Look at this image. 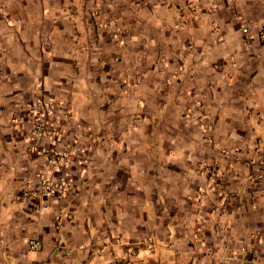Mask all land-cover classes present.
<instances>
[{
    "label": "crops",
    "instance_id": "crops-1",
    "mask_svg": "<svg viewBox=\"0 0 264 264\" xmlns=\"http://www.w3.org/2000/svg\"><path fill=\"white\" fill-rule=\"evenodd\" d=\"M108 3L96 32L78 0H0V264H264V180L248 174L253 149L237 154L218 137L216 150L200 148L196 135L134 124L181 117L193 104L214 117L247 90L264 117V0H193L183 15L163 0ZM189 49L192 69L176 85L172 60ZM97 66L101 84L90 74ZM92 89L116 92L106 105L119 126L104 130L112 143L95 145L99 156L73 163L65 195L49 194L38 186L45 163L30 151L26 106L50 91L85 125ZM207 155L220 160L222 179L201 171Z\"/></svg>",
    "mask_w": 264,
    "mask_h": 264
},
{
    "label": "rangeland",
    "instance_id": "rangeland-1",
    "mask_svg": "<svg viewBox=\"0 0 264 264\" xmlns=\"http://www.w3.org/2000/svg\"><path fill=\"white\" fill-rule=\"evenodd\" d=\"M108 1L109 0H78V2L83 5L82 11L80 10L79 12L84 13L88 19L93 20V22L90 21V24L87 25L86 30L95 29L97 32L102 27V20L105 19V13L101 8H103L104 3H106V5L109 4ZM137 1L139 4L146 5L149 0ZM163 1H165V4L174 7L178 15H183L184 5L188 7L187 13L192 12L191 7L193 6V0ZM87 3H90V5L86 6ZM177 24L178 29L184 32L185 25L181 23ZM259 43L261 45L264 44L263 41H260ZM95 44L97 45V43ZM95 48L97 49L98 47ZM190 49L186 55L183 56L184 60H179L180 57L176 58L175 61L172 60L171 64L173 70L171 71V75H175L174 77L176 78V85L181 82H183L182 84L184 85L187 81L185 80L187 77L186 74H189L192 69V65L194 63V53H192ZM87 60L90 62V59L87 58ZM90 65H92L91 62ZM144 65H148L147 57L144 58L142 63V66ZM100 67L102 66H97V68L95 67L96 69L94 70L90 69V74L93 76L92 80L97 81L99 84H101V79H99L97 73L101 72ZM148 67H150V64ZM164 68V65L161 66L162 71ZM182 69L183 74L181 73ZM256 74L257 73L253 72L249 78L252 79L256 76ZM178 75L181 77V80L179 79ZM164 76L165 75H163V77ZM176 85L174 86L175 88H177ZM248 86H252L251 82L248 84ZM87 92L89 91H86V93ZM91 93V110L94 114L93 117H87L89 122L85 125H80L79 121H77V118L72 117L73 111L64 97H58L50 93V91L43 92V90H41V93L37 95L36 99L32 101L31 104L36 103L38 100H40V103L42 102L43 109L37 110L38 114H44L47 125L45 127L47 131L46 134L44 137L38 139L36 146L54 150V153H37L33 151V148L31 147L32 142L29 140L28 136L33 130V113L29 111L30 117L26 120L28 130V145L30 147V151L33 152L35 156H40L43 158L45 163V168L39 172V177L43 173L49 171V160L58 159L61 165L60 167L62 168H59V171L55 172L56 178L59 179L60 176H65V174H68V179H71L72 175H74V169L72 166L74 162L80 165L81 162H85V160L91 156H99L97 153H91L94 146H106L109 145V142H111L110 139L104 135V130L106 128L116 129V125H118V116L113 115L116 112V108H113V104L109 106L106 105V103L113 99L116 92L113 90L99 91L92 89ZM171 94L172 96L175 94L180 95L181 92L180 90L174 89ZM247 94L249 96L245 95L244 93L239 95V100H237L239 101L240 105L229 106L220 104L218 109L215 110V112L213 111L214 117H205L206 114H211L210 110L207 111L205 107L204 109L198 104H193L187 108V105H183L184 107H182L180 110L181 117H160L156 118L155 121H153L154 117H147L150 119V123L145 120L146 117H134V124H137L138 120H140L139 124L141 129L148 130L147 128L150 127L151 131H170L171 129L177 130V135L186 137L187 134H189L193 140L196 138L194 135H196V139L199 140L200 148L203 146L205 148L216 150L217 145L215 146V137H218L220 145L223 148L230 150L231 148H235L234 152L237 151V154H239L242 150L249 149L251 147L253 149V153L251 156L248 155V157H250V160L248 161V174L250 176L251 172L253 171V178L264 180V117L262 116L261 112H257L258 116H254V109L256 107V102L258 101L255 100V104L253 105L252 98L255 97L252 96L253 94L251 91L249 92V90H247ZM250 98L252 101H250ZM174 108L178 109L179 106H174ZM26 109H28V105L26 106ZM142 112L147 114L146 109H144ZM229 113L231 114L230 116L228 115ZM187 115H189V117H185ZM141 119H144L145 122H142ZM84 133L88 134L84 135ZM158 142V138L156 139L155 137L153 143L158 144ZM72 148H75L76 150ZM208 158L209 155H207V158L204 159L203 162H199V165L202 166L201 171L205 172V174L211 178L217 177L222 179L225 171L220 165V160L218 158H214L213 156L209 160ZM65 167L67 168L65 169ZM39 187L42 188L41 186ZM28 192L30 193L31 191Z\"/></svg>",
    "mask_w": 264,
    "mask_h": 264
},
{
    "label": "built area",
    "instance_id": "built-area-1",
    "mask_svg": "<svg viewBox=\"0 0 264 264\" xmlns=\"http://www.w3.org/2000/svg\"><path fill=\"white\" fill-rule=\"evenodd\" d=\"M258 39L264 42V29H260L258 32ZM37 109H43L42 102L38 100L34 104H29L27 111H31L33 117V130L29 133V140L32 142L31 147L33 151L37 153H54V150L44 147L36 146L38 139L44 137L46 134V122L44 114H38ZM49 171L43 173L39 177L38 185L41 186L44 190H46L49 194L61 196L65 195L68 190L71 188V179L69 178L68 174L65 176H60L59 179L56 178L55 172L59 171L60 163L58 159H51L48 162ZM28 243L31 249H39L41 247V242L37 239H29Z\"/></svg>",
    "mask_w": 264,
    "mask_h": 264
}]
</instances>
